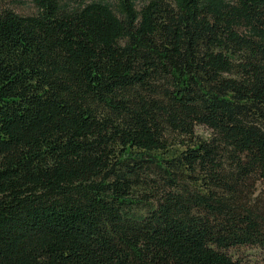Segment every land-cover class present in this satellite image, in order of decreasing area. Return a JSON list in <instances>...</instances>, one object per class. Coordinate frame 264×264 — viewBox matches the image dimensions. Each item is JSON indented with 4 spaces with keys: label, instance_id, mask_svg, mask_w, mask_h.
<instances>
[{
    "label": "trees",
    "instance_id": "trees-1",
    "mask_svg": "<svg viewBox=\"0 0 264 264\" xmlns=\"http://www.w3.org/2000/svg\"><path fill=\"white\" fill-rule=\"evenodd\" d=\"M246 246L264 250V0H0V264Z\"/></svg>",
    "mask_w": 264,
    "mask_h": 264
},
{
    "label": "rangeland",
    "instance_id": "rangeland-1",
    "mask_svg": "<svg viewBox=\"0 0 264 264\" xmlns=\"http://www.w3.org/2000/svg\"><path fill=\"white\" fill-rule=\"evenodd\" d=\"M198 132L205 133L206 129L199 127ZM234 254L239 257L241 264H264V250L246 246L234 250Z\"/></svg>",
    "mask_w": 264,
    "mask_h": 264
}]
</instances>
